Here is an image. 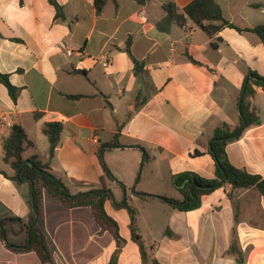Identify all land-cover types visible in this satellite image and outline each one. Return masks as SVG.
<instances>
[{
    "label": "crops",
    "instance_id": "0c3cea01",
    "mask_svg": "<svg viewBox=\"0 0 264 264\" xmlns=\"http://www.w3.org/2000/svg\"><path fill=\"white\" fill-rule=\"evenodd\" d=\"M101 1L98 9V0H0V74L16 89L14 98L0 81V171L15 175L4 161L12 126H23L35 145L24 156L48 162L42 128L60 122L51 172L73 195L106 188L118 202L127 199L161 264H238L229 254L234 229L247 264H264V197L255 188L233 195L230 186L219 188L192 211L140 199H181L172 183L180 173L215 178L213 134L240 125L247 76L264 77V42L250 31L264 25V0H215L230 25L214 37L192 22L158 28L165 3L183 9L194 0ZM133 59L143 64L139 75ZM253 88L261 124L229 143L227 154L236 168L264 177V89ZM115 139L120 146L111 145ZM105 208L124 240L119 253L115 235L90 208H66L46 192L52 261L14 251L0 237V264H110L116 253V264H142L128 210L112 201ZM33 217L29 184L0 173V221L18 219L6 225L15 246L28 240Z\"/></svg>",
    "mask_w": 264,
    "mask_h": 264
},
{
    "label": "trees",
    "instance_id": "16d2710c",
    "mask_svg": "<svg viewBox=\"0 0 264 264\" xmlns=\"http://www.w3.org/2000/svg\"><path fill=\"white\" fill-rule=\"evenodd\" d=\"M139 1L145 2L146 0ZM104 3L105 1L98 0V9H101ZM163 7L165 17L158 23V28L164 32H169L174 23L186 28L188 22H192L205 31L207 35L214 37L218 35L224 24L230 25L224 20L222 9L215 0H194L183 9H180L174 1H170L165 3ZM215 22H222V24L215 25ZM250 31L257 34L264 42V25L257 26L250 29ZM128 50L130 52V43ZM133 61L136 74L139 75L143 71V64L136 59H133ZM0 81L7 86L9 92L15 98L16 89L10 84L8 77L0 74ZM255 85L264 89V77L256 72H250L242 94L240 125L232 128L228 124H224L217 128L213 134L209 151L216 163L215 178H207L192 172L180 173L173 177L172 183L182 195L181 199L142 195L140 196L142 201L160 198L174 209L192 211L200 207L203 196L226 186L232 188V195L233 192L255 188L264 197V177L236 168L230 162L227 154L229 143L239 140L248 128L261 124L251 101L256 93L253 88ZM63 130L64 125L60 122H49L43 126L42 131L50 144L49 161L44 162L39 155H33L30 158L24 156L26 150L35 145L29 141L23 126H12L11 134L4 145V161L13 168L15 175L9 176L2 171L0 173L17 183L29 184L34 217L27 225L28 240L24 246L17 247L8 238L7 222L17 221V218L0 221L1 239L14 251L35 252L43 263L52 261V254L43 229L44 195L47 192L66 208H90L99 225L115 235L119 253L124 240L119 235L118 223L108 215L105 208V203L112 201L116 207L126 209L130 214L132 237L140 247L142 264H161L154 257V246H149L139 233L137 225L138 211L132 207L127 199L118 202L112 192L106 188H104V191L108 192L106 194H103L102 191H92L73 195L65 183L51 172V162L61 142ZM111 145L117 147L121 144L115 139ZM104 167L107 169L105 164ZM118 253L114 255L110 264L117 263ZM229 254L236 258L238 264H247L246 255L240 247L235 229Z\"/></svg>",
    "mask_w": 264,
    "mask_h": 264
},
{
    "label": "rangeland",
    "instance_id": "374dc122",
    "mask_svg": "<svg viewBox=\"0 0 264 264\" xmlns=\"http://www.w3.org/2000/svg\"><path fill=\"white\" fill-rule=\"evenodd\" d=\"M176 195L178 196V197H181V195L179 194V193H176ZM152 200H156V199H152ZM163 206V208H168L169 209V206H164V205H162ZM157 211L158 212H160V211H162V209H160V208H157ZM156 220V219H155Z\"/></svg>",
    "mask_w": 264,
    "mask_h": 264
},
{
    "label": "built area",
    "instance_id": "2783aa9c",
    "mask_svg": "<svg viewBox=\"0 0 264 264\" xmlns=\"http://www.w3.org/2000/svg\"><path fill=\"white\" fill-rule=\"evenodd\" d=\"M71 54H72V52L71 51H68V55H71ZM109 64H110V62L109 61H106V62L103 63V66L104 67H108Z\"/></svg>",
    "mask_w": 264,
    "mask_h": 264
},
{
    "label": "water",
    "instance_id": "95a60500",
    "mask_svg": "<svg viewBox=\"0 0 264 264\" xmlns=\"http://www.w3.org/2000/svg\"><path fill=\"white\" fill-rule=\"evenodd\" d=\"M196 200V199H195Z\"/></svg>",
    "mask_w": 264,
    "mask_h": 264
}]
</instances>
